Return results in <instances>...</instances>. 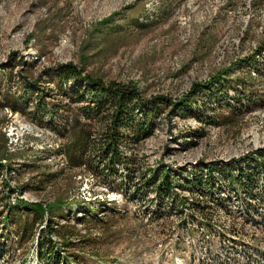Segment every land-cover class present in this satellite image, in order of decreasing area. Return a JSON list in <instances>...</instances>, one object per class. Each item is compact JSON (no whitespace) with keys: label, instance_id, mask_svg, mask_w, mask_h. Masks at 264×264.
Instances as JSON below:
<instances>
[{"label":"rangeland","instance_id":"obj_1","mask_svg":"<svg viewBox=\"0 0 264 264\" xmlns=\"http://www.w3.org/2000/svg\"><path fill=\"white\" fill-rule=\"evenodd\" d=\"M121 8L116 26L96 24ZM135 17L144 24L136 25ZM262 45L264 0H0V81L2 64L14 54V70L28 76L72 62L107 82L135 84L146 96L178 97L193 81L205 80L224 67L230 71L224 78H233L229 85L247 77L251 56L259 47L264 50ZM260 67L248 83L251 92L241 97L203 95L187 119L174 117L170 123L162 119L152 136L133 147L132 156L145 166L169 146L174 151L165 152L164 160L187 167L243 158L264 146V65ZM228 93L234 95L235 90L229 88ZM9 110L0 109V151L13 159V165L35 163L15 179L21 183L34 177L25 194L29 199L51 202L78 197L83 183L104 198V187L92 172L61 165L65 154L56 150L67 144L68 135H56ZM10 126L17 128L18 140L7 144L5 131ZM188 127L202 136L194 146L182 149L179 130ZM114 203L118 209L125 207L126 213L118 214L110 231L98 233L76 225L89 241L68 251L77 254L82 264H177L199 253L205 243L214 246L229 237L264 244V230L220 208L207 218L199 217L200 223L181 225L175 215L140 219L137 205L125 195ZM206 220L213 231L205 227ZM31 245L13 246L11 259L1 255L0 264H37Z\"/></svg>","mask_w":264,"mask_h":264},{"label":"trees","instance_id":"obj_2","mask_svg":"<svg viewBox=\"0 0 264 264\" xmlns=\"http://www.w3.org/2000/svg\"><path fill=\"white\" fill-rule=\"evenodd\" d=\"M123 11L113 10L96 24L116 26ZM135 18L136 25L144 24ZM13 55L1 66L0 109L19 112L56 135H68L67 144L56 151L65 154L67 166L84 168L108 190L123 192L130 203L137 205L140 219L155 221L175 215L181 225L186 221L200 223L199 217L207 218L210 211L220 208L244 223L264 228V146L243 158L187 167L164 160L165 152L174 151L169 146L159 159L145 166L131 154L133 147L154 134L162 119L167 123L174 117L187 119L203 95L241 97L251 92L248 83L264 65L260 47L251 56L253 65L247 69V77L229 85L233 78H224L230 72L224 67L205 80L193 81L178 97L164 93L146 96L135 84L107 82L72 62L47 66L39 74L28 76L14 70ZM229 88L235 90L234 95L228 93ZM178 136L182 149H188L202 134L188 127L179 130ZM9 159L0 151V256L8 260L12 257L10 248L31 243L38 264H82L77 254L68 251L70 246L83 248L89 241L76 225L92 227L98 233L110 231L118 214L126 213L125 207L118 209L107 198L58 197L42 202L16 197L13 193L18 189L31 190L34 177L16 187L8 178H17L35 163L20 161L13 165V159ZM205 225L213 231L210 221ZM244 252L245 258L238 263L234 262L235 255L226 252V258L210 264L264 263V247L249 244Z\"/></svg>","mask_w":264,"mask_h":264},{"label":"bare ground","instance_id":"obj_3","mask_svg":"<svg viewBox=\"0 0 264 264\" xmlns=\"http://www.w3.org/2000/svg\"><path fill=\"white\" fill-rule=\"evenodd\" d=\"M7 109V108H6ZM12 114L13 113H17V112H12L11 110H9ZM14 120V119H13ZM24 124V123H23ZM26 125V124H25ZM23 125L21 130L24 132L27 131V127ZM20 127V126H19ZM19 129V128H18ZM17 128L15 127H8L5 131L6 134V138H7V144L12 143L13 141L16 142L18 140V134L16 132ZM257 135L255 136V139H257ZM56 147L58 148L60 143L59 141L55 142ZM60 149V148H59ZM57 149V150H59ZM56 150V151H57ZM55 153V152H54ZM60 155H63L61 152H59ZM63 158V157H62ZM67 165V160L66 157L64 158V160L62 159L61 165ZM13 172V171H12ZM10 173V172H9ZM6 174V173H5ZM10 175V174H9ZM13 175V174H12ZM5 176V175H4ZM11 176V175H10ZM94 178L96 180L97 177L93 174ZM7 177V176H6ZM80 177V176H79ZM3 178V177H2ZM15 177L12 178H8L9 184L13 187H16V185L19 184V182H17L15 180ZM25 182L28 181V178H25ZM81 181V180H80ZM84 181V180H83ZM99 182V181H98ZM100 183V182H99ZM82 184V183H81ZM101 184V183H100ZM102 187H104V193L105 196L104 198H101L100 195L96 194L94 190H91V188H89V185H87L86 183H83L81 186H79V193H78V197L82 198L84 200H96V199H100L103 200L105 198H107L108 200L112 201V202H117V200L119 198L123 199V192L121 191H116V190H108L104 184H101ZM27 190H19L15 191L13 193L14 196L16 197H21L25 199H29L25 194L27 193ZM100 196V197H99ZM126 197V196H125ZM106 199V200H107ZM31 200V199H29ZM254 227L260 228L262 230H264V228H261L259 226L253 225ZM53 238H55V236H53ZM249 244H255L261 247H264V244L261 243H255L253 240H249V241H245L243 239L240 238H224L222 240H218V243L214 246H208L209 244H206L203 246V248L199 251V253H192L191 257L189 259H184V260H179L177 262V264H210V263H217V261L215 259H217L219 262L221 261L220 258H226V256H223L224 253L228 252L231 253V255H235L234 257V262L238 263L240 260L245 258L244 255V249H245V245H249ZM11 249V248H10ZM243 250V251H242ZM257 252V251H256ZM256 252H253V256H256ZM4 253V252H3ZM36 253V251H35ZM258 254V253H257ZM36 257V256H35ZM37 258H35V261L37 263ZM215 260V261H214ZM38 264V263H37ZM264 264V263H262Z\"/></svg>","mask_w":264,"mask_h":264}]
</instances>
